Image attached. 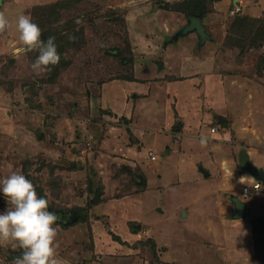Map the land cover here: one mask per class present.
<instances>
[{
  "label": "rangeland",
  "instance_id": "rangeland-1",
  "mask_svg": "<svg viewBox=\"0 0 264 264\" xmlns=\"http://www.w3.org/2000/svg\"><path fill=\"white\" fill-rule=\"evenodd\" d=\"M197 1L0 0L12 25L0 34V179L22 173L48 200L65 264H264V197L243 196L251 183L240 176L242 162L264 163V0ZM235 2L242 11L229 15ZM200 3L214 33L208 67L192 49L178 67L161 47L190 48L194 38L174 34L188 23L182 11ZM36 7L45 9L32 16ZM21 13L55 37L60 60L40 75L38 52L17 51ZM212 77L226 98L209 97ZM121 79L140 82L130 89L138 94L114 86ZM189 92L197 106L182 114ZM146 96L155 100H132ZM178 114L220 135L206 147L181 143ZM232 195L248 203L243 217L232 218ZM8 206L0 192V214ZM20 252L0 244V264Z\"/></svg>",
  "mask_w": 264,
  "mask_h": 264
},
{
  "label": "clouds",
  "instance_id": "clouds-1",
  "mask_svg": "<svg viewBox=\"0 0 264 264\" xmlns=\"http://www.w3.org/2000/svg\"><path fill=\"white\" fill-rule=\"evenodd\" d=\"M11 26L5 13L0 11V34L6 33ZM15 27L18 39L23 45L17 51L38 52L31 64V69L36 75L49 70V66L58 64L60 55L55 37H49L46 42L42 40L41 28L29 15L23 13L16 18ZM69 39L74 38L69 36ZM208 142L207 136L201 135L198 138L201 147H206ZM255 181L257 180L252 178L250 183ZM0 192L9 205L0 214V244L23 250V255L14 258L13 264H65L57 255L58 232L55 225L58 217L49 210L48 200L38 195L33 182L22 173L12 172L0 179ZM251 193L256 191L251 190L249 194Z\"/></svg>",
  "mask_w": 264,
  "mask_h": 264
},
{
  "label": "crops",
  "instance_id": "crops-1",
  "mask_svg": "<svg viewBox=\"0 0 264 264\" xmlns=\"http://www.w3.org/2000/svg\"><path fill=\"white\" fill-rule=\"evenodd\" d=\"M220 4L221 2H214V8L216 9V4ZM185 19H186V17H185ZM200 20H202V19H200ZM202 22V21H201ZM177 23V22H176ZM203 24V23H202ZM180 24H178V26H179ZM184 25H186V24H181V26L180 27H183ZM205 26V29H206V31H207V33L210 35V39L209 40H206L203 44H201V45H199L200 46V50H198L197 49V47L195 46L196 45V43L199 41V39H197L198 38V36L195 34V32H189V34H186V35H184V36H178V37H181V38H188L189 40L190 39H192V38H194V41H192L193 43H190V48L189 49H187V51L185 50V49H183L182 47L180 48V45H181V43L180 42H175L174 43V41H173V43H170L169 45H166V47L164 46V47H161L162 48V50H164V55L168 58V59H170V61H168V62H170V63H172L171 62V60H176V61H178L179 60V62H178V67H181V65L183 64V61H185V59H187V57L189 56V54H190V52H191V49H192V53H193V57H198L197 59H198V62L199 63H203V64H205L204 66H207L208 67V64H209V62L208 61H210L209 59L211 58V54H208L207 53V51H208V47L209 46H207V45H209L210 43H212V40L214 39L213 37H214V33L213 32H211V31H209V30H207V27H206V25H204ZM176 34V33H175ZM175 34H174V36H175ZM211 34H212V36H211ZM180 38V39H181ZM196 39H197V41H196ZM181 41V40H180ZM207 42H208V44H207ZM192 46V47H191ZM204 47V48H203ZM161 48H160V51H161ZM203 52H205V54L203 53ZM167 62V63H168ZM213 63H216V60H214L213 61ZM173 64V63H172ZM163 65L166 67V68H169V65L168 64H166L165 62L163 63ZM174 66V65H173ZM178 70V69H177ZM180 70V69H179ZM178 70V71H179ZM182 77H183V75H182ZM176 82H179V80L178 81H176ZM211 82H213L215 85L217 84V87L215 86L214 88L215 89H213L212 91L211 90H209V97L212 99V98H220V97H224V98H226L227 97V95L229 94V91H227V90H218L219 88H220V84H219V82H220V79L219 78H216V77H212V79H211ZM145 82H142L141 84L142 85H145L144 84ZM132 84L135 86V85H138V84H140V82H136V81H134V80H123V79H121V80H118L117 81V83H114V86H116V87H119L120 88V90L121 89H123V92L125 93V95H127V94H129L130 92H132V91H130V89L131 88H133V86H132ZM180 83H174V84H166L165 85V87L166 86H168V87H172V89H170L169 91H171L172 93L173 92H175V87L177 86V85H179ZM107 87V86H106ZM105 87V88H106ZM164 87V88H165ZM191 91V90H190ZM208 92V91H207ZM190 93V92H189ZM132 94H135V95H137L138 93L137 92H132ZM180 96V95H179ZM233 96V95H232ZM166 97H169L168 96V94H166ZM186 96H185V93L183 94V95H181V98L179 99V101L178 102H180V100H183V102H187V104H185V106L184 105H179V106H177V109H178V107H179V110H180V113H182V114H184V111H186L187 110V107H189V109L191 108L192 109V111L196 108V106L197 105H195V102H194V100H193V97H195V98H197V96H196V93L194 92V94L193 93H190L189 94V96H188V98H185ZM172 98V97H171ZM230 98H231V96H230ZM134 99H142V100H147V99H152V101L153 100H155V98L153 97H148V96H146V97H144V98H133L132 100H134ZM125 100H126V97H125ZM97 103H99V104H101V101L99 100V99H97ZM218 104H220V103H216L215 105V107H217V106H219ZM152 106H154L153 104H151ZM149 106V103H147V104H145L143 107L146 109V108H150V107H148ZM101 107H104V106H101ZM228 107V106H227ZM107 108H109V107H107ZM109 109H111V108H109ZM151 109V108H150ZM157 109V108H156ZM212 109V111L213 112H216V111H220V110H218V108H211ZM112 111H114V113H119L118 111H115V110H113V109H111ZM120 111V110H119ZM258 111H259V109H258ZM261 111V114L264 116V108H263V110H260ZM153 113L154 114H157L158 112H157V110H155V109H153ZM216 113H220V112H216ZM179 116H180V118L179 119H181V122L183 121L184 122V127H183V129H182V132H179V133H177V135H181L182 137H180V140H181V143H184V142H189V144H191V145H193V144H199L198 143V139H197V137H196V134H194L193 132H192V130H193V127H197L196 128V132L198 131V132H200V129L198 128V126L194 123V124H192L191 126H192V128H187V126H188V124H190L189 122H187L186 123V116H184L183 118H181L182 117V115H180V114H178ZM187 115H189L188 113H187ZM218 116L219 117H221V115H219V114H216V117L218 118ZM205 117H207V115L205 116ZM223 117V116H222ZM227 117H229L228 115H227ZM197 119V118H196ZM226 120V119H225ZM262 121L264 122V117H262V120L260 121V124L262 123ZM168 121L166 120V122L165 123H167ZM165 123H163V125L165 124ZM223 124H226V126H227V120L225 121V123H223ZM191 129V132L190 133H187L186 132V130L187 131H189ZM224 129V128H223ZM144 130V129H143ZM226 133H228V131H224V133H223V135H224V139H225V137H227V136H225L226 135ZM145 132L143 131V135L145 136ZM200 135H204V136H207V137H218L220 134L219 133H217V131L215 130V132H211L210 130H209V128H204L203 130H202V134H201V132H200ZM221 137H222V135H221ZM227 140V139H226ZM166 140L164 139V141H163V143L165 142ZM141 142H143V144H144V140L143 139H141ZM162 143V144H163ZM184 145V144H183ZM183 147V146H182ZM183 149H184V147H183ZM184 152H185V149H184ZM171 154H174V153H171ZM171 155H168L167 157H170ZM220 158V157H219ZM247 158V156H245V158H243L242 159V161H244V160H247L246 159ZM166 159V158H165ZM216 159V158H215ZM156 161V160H155ZM153 162V161H152ZM244 162H246V161H244ZM244 162H242V164L244 165ZM248 162V161H247ZM250 163V162H249ZM256 163V162H255ZM253 166H255V167H257L258 169H261V170H263L264 171V163L263 164H261V163H256V165H254L253 163H251ZM243 165H242V167H243ZM198 166H201V165H198ZM202 167V166H201ZM203 168V167H202ZM203 170H205V171H207L208 172V174L207 175H204L202 172V174H203V176H208L209 175V170L208 169H204L203 168ZM234 171V170H233ZM235 172V171H234ZM240 176H242V178H244V180H245V182H250V181H252V178H251V176H249V174L248 173H246V171H245V173H243V174H241ZM225 188L226 189H229V185H226L225 186ZM254 194H259L261 197H264V186L262 185L261 186V188L258 190V191H256V193H254ZM238 196H241L240 194H238ZM258 197V199H259V201H260V198L261 197ZM247 197V196H246ZM248 199V198H247ZM260 203H262L261 201H260ZM246 205H247V209H248V203H246ZM234 209V208H233ZM183 211V210H182ZM185 211V210H184ZM182 213V212H181ZM181 216H182V214H181ZM185 216H186V212H185ZM243 217V216H242Z\"/></svg>",
  "mask_w": 264,
  "mask_h": 264
},
{
  "label": "water",
  "instance_id": "water-1",
  "mask_svg": "<svg viewBox=\"0 0 264 264\" xmlns=\"http://www.w3.org/2000/svg\"><path fill=\"white\" fill-rule=\"evenodd\" d=\"M195 32V34L199 38V45L203 44L206 39H210V35L207 33L205 26L202 24L201 20L197 17H189L188 18V23L184 25L178 32H176L174 38L178 36H184L188 34L189 32ZM218 120L221 124L225 123V118L224 117H219ZM244 170L246 173H248L253 179L260 181L264 184V171L261 169H258L257 167L253 166L249 162H244L243 165ZM199 170L204 174L207 175L208 172L203 170L201 166H199ZM230 201L233 204L234 212L232 215V218H240L244 215H246L247 212V205L245 202H243L241 199H239L237 196H230ZM182 216H185V211H182ZM70 219H74V215H71ZM23 255V250H21L20 253H18L16 256H22Z\"/></svg>",
  "mask_w": 264,
  "mask_h": 264
},
{
  "label": "trees",
  "instance_id": "trees-1",
  "mask_svg": "<svg viewBox=\"0 0 264 264\" xmlns=\"http://www.w3.org/2000/svg\"><path fill=\"white\" fill-rule=\"evenodd\" d=\"M197 0H190V2H196ZM198 2V1H197ZM65 3V2H64ZM184 4V3H183ZM198 6V7H197ZM196 6V4H194V7H197V8H192V9H189V10H187L186 8L184 9V11H182V12H184L183 14L185 15V17H197V18H199V19H202L203 17H204V15L206 14V12H207V10H206V7H204V5H201V3L200 4H198ZM45 9V8H43V7H36V8H34L33 10H32V16H33V14H36V12H38V10L39 9ZM43 10H41V11H43ZM40 11V10H39ZM229 36V32L227 33V36H226V38ZM52 37V36H51ZM49 38V34L48 33H43L42 34V36H41V39L42 40H44L45 42L47 41V39ZM123 121H125V123H127L128 121L126 120V119H124ZM244 158H245V156H244ZM242 170L244 171V173H245V170H244V168H242ZM262 183V182H261ZM264 186V184L262 183L261 184V186ZM67 218H69V216L67 217ZM78 219H80V218H78ZM113 238H114V240H119V238L117 237V236H113Z\"/></svg>",
  "mask_w": 264,
  "mask_h": 264
},
{
  "label": "built area",
  "instance_id": "built-area-1",
  "mask_svg": "<svg viewBox=\"0 0 264 264\" xmlns=\"http://www.w3.org/2000/svg\"><path fill=\"white\" fill-rule=\"evenodd\" d=\"M241 11H242L241 6L239 5L238 2L237 3L235 2L230 7L228 13L229 15H236V14H239ZM210 131L215 132V127H211ZM152 158H154V156ZM260 186L261 184L259 181L252 182L249 186L247 185L242 188V194L246 196L250 193L251 190L257 191L260 188Z\"/></svg>",
  "mask_w": 264,
  "mask_h": 264
}]
</instances>
